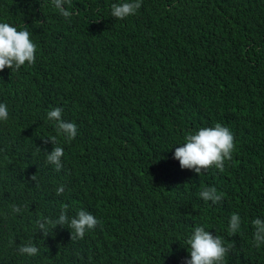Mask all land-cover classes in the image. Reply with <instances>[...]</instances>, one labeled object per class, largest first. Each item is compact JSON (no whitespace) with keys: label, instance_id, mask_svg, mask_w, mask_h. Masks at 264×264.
<instances>
[{"label":"trees","instance_id":"trees-1","mask_svg":"<svg viewBox=\"0 0 264 264\" xmlns=\"http://www.w3.org/2000/svg\"><path fill=\"white\" fill-rule=\"evenodd\" d=\"M116 0H0V20L27 27L36 62L0 70V264H185L183 239L206 223L232 244L227 264H264L252 219L264 216V0H143L134 15L111 16ZM64 109L78 125L67 141L47 120ZM220 122L235 149L223 170L182 168L177 142ZM65 148L64 169L47 162ZM36 176V181L32 176ZM65 185L57 195L56 188ZM215 186L218 203L199 192ZM23 212L12 215L11 205ZM84 207L100 223L72 240L55 218ZM239 212V233L228 231ZM31 239L40 253L19 244Z\"/></svg>","mask_w":264,"mask_h":264},{"label":"clouds","instance_id":"clouds-1","mask_svg":"<svg viewBox=\"0 0 264 264\" xmlns=\"http://www.w3.org/2000/svg\"><path fill=\"white\" fill-rule=\"evenodd\" d=\"M55 9L65 18H71L73 11L65 6L68 0H50ZM143 0H116L111 4V16L124 19L134 15L142 7ZM38 45L32 39V33L27 27H19L7 20H0V70L6 66L12 71L19 70L26 64L36 62ZM64 109L56 106L47 111V120L52 122L56 132L62 135L67 141L75 139L78 135V125L74 121L64 118ZM10 110L6 102L0 101V121L9 119ZM54 148L47 152V162L53 165L57 172L64 169L65 148L57 142L56 136H49ZM173 156L180 162L182 168L194 170L201 174L213 166L223 170L225 160L231 159L235 149V137L231 129L220 122L213 125L202 126L194 131L188 132L184 142H177ZM32 179L36 181V176ZM65 192V185L60 184L56 188L57 195ZM199 196L205 201L218 203L223 200V195L215 186H206ZM70 205H61V211L55 218L41 216L36 220L39 230H43L46 236L50 231L49 227L57 225L67 226L72 231V240L83 239L87 232L93 230L100 223L99 218L88 209L81 207L75 216H69ZM12 215L23 212V207L13 203L11 205ZM243 224L239 212H233L229 217L228 231L231 235L239 233ZM254 228L255 247L264 245V216H257L252 219ZM206 223L196 225L183 239H179L187 246L190 255L185 257V264H227V256L234 245L226 244L218 231L213 232ZM18 252L28 257L37 256L40 253L39 246L31 239L19 244Z\"/></svg>","mask_w":264,"mask_h":264}]
</instances>
